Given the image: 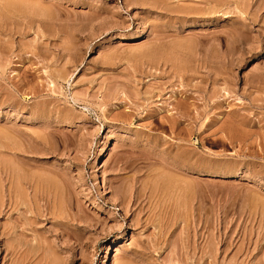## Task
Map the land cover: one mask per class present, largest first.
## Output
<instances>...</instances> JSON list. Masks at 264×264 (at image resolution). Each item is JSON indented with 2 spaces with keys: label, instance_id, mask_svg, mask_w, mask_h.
<instances>
[{
  "label": "rangeland",
  "instance_id": "374dc122",
  "mask_svg": "<svg viewBox=\"0 0 264 264\" xmlns=\"http://www.w3.org/2000/svg\"><path fill=\"white\" fill-rule=\"evenodd\" d=\"M0 264H264V0H0Z\"/></svg>",
  "mask_w": 264,
  "mask_h": 264
},
{
  "label": "bare ground",
  "instance_id": "6f19581e",
  "mask_svg": "<svg viewBox=\"0 0 264 264\" xmlns=\"http://www.w3.org/2000/svg\"><path fill=\"white\" fill-rule=\"evenodd\" d=\"M8 4H10V3H8ZM13 5V4H12ZM8 7V6H7ZM250 37V36H249ZM229 42V41H228ZM10 135V134H9ZM13 141V140H12ZM13 145V144H12ZM2 156V155H1ZM9 168V167H8ZM3 169V168H2ZM55 190V189H54ZM48 191V190H47ZM50 193V192H49ZM27 194V193H26ZM33 194V193H32ZM59 195V197H60V194H58ZM24 197V196H23ZM44 197V196H43ZM42 197V198H43ZM15 198V197H14ZM20 201V200H19ZM53 201H55V200H53ZM54 205V204H53ZM64 205V204H63ZM26 209V208H25ZM27 209H29V208H27ZM58 211V210H57ZM31 213H32V210H31ZM52 213V212H51ZM64 213V212H63ZM28 218V217H27Z\"/></svg>",
  "mask_w": 264,
  "mask_h": 264
}]
</instances>
